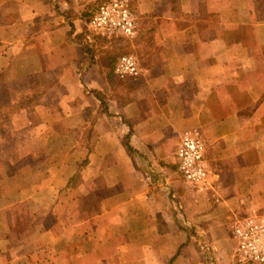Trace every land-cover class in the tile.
I'll return each instance as SVG.
<instances>
[{
	"label": "crops",
	"instance_id": "0c3cea01",
	"mask_svg": "<svg viewBox=\"0 0 264 264\" xmlns=\"http://www.w3.org/2000/svg\"><path fill=\"white\" fill-rule=\"evenodd\" d=\"M97 2L0 0V264H232L264 209V0H128L136 36L89 47ZM117 43L138 77L113 74ZM186 133L205 193L178 173Z\"/></svg>",
	"mask_w": 264,
	"mask_h": 264
},
{
	"label": "built area",
	"instance_id": "2783aa9c",
	"mask_svg": "<svg viewBox=\"0 0 264 264\" xmlns=\"http://www.w3.org/2000/svg\"><path fill=\"white\" fill-rule=\"evenodd\" d=\"M137 14L128 0H108L93 11L85 23L84 41L93 46L97 40L114 37L132 40L137 33ZM142 72L139 58L134 54L121 56L113 74L119 78H135ZM178 173L187 187L195 192L210 191L211 171L204 142L186 133L178 146ZM235 241L232 264H264V209L252 210L236 221L232 228Z\"/></svg>",
	"mask_w": 264,
	"mask_h": 264
},
{
	"label": "trees",
	"instance_id": "16d2710c",
	"mask_svg": "<svg viewBox=\"0 0 264 264\" xmlns=\"http://www.w3.org/2000/svg\"><path fill=\"white\" fill-rule=\"evenodd\" d=\"M25 105V104H24ZM15 107L10 106L8 103L0 107V139L7 140L11 136L10 115Z\"/></svg>",
	"mask_w": 264,
	"mask_h": 264
},
{
	"label": "rangeland",
	"instance_id": "374dc122",
	"mask_svg": "<svg viewBox=\"0 0 264 264\" xmlns=\"http://www.w3.org/2000/svg\"><path fill=\"white\" fill-rule=\"evenodd\" d=\"M106 1H108V0H100V2H97L94 6H96L95 8H97V7H99L101 4H103L104 2H106ZM94 8V9H95ZM96 10V9H95ZM95 10H93V11H95ZM92 11V12H93ZM117 41H121V39L120 38H117L116 39ZM104 41V40H103ZM106 41H109V40H106ZM127 44H125V43H117V46L116 47H114L113 48V52L114 53H112L113 55H115V58H117L118 56H122V55H125V54H128V53H131V52H128L127 51ZM133 53V52H132ZM41 163V162H40ZM22 165H24V163H22ZM39 167H40V165H39ZM14 171L15 170H17V169H13ZM13 170H11V172H13Z\"/></svg>",
	"mask_w": 264,
	"mask_h": 264
}]
</instances>
